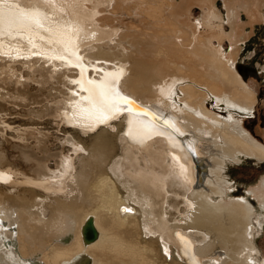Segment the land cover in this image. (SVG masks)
I'll list each match as a JSON object with an SVG mask.
<instances>
[{
	"label": "bare ground",
	"instance_id": "1",
	"mask_svg": "<svg viewBox=\"0 0 264 264\" xmlns=\"http://www.w3.org/2000/svg\"><path fill=\"white\" fill-rule=\"evenodd\" d=\"M23 2L42 6L48 0ZM93 3L88 0L69 18L79 21L84 38L102 40L94 43L95 50L84 51L92 59L108 61L106 67L113 70H101L105 74L100 77L64 68L58 81L65 87L53 91L68 96L57 105H31L29 112L44 118L69 108L66 101L77 98L70 92L76 87L71 78L80 76L73 114L65 112V123L70 125L58 128L69 151L64 152V146L59 151L45 146L36 152L0 136V167H17L34 178L47 179L19 181L0 170V264H77L80 259L82 264H260L263 253L251 239L254 205L249 197L231 198L235 193L228 191L230 184L239 182L228 168L250 157L264 160L263 142L238 118L253 115L257 94L236 62L242 26L248 24L254 31L264 22L262 4L258 1L252 9L249 0H223L224 13L217 0H115L126 15L136 8L142 26L134 25L135 20L124 24L121 12L115 30L93 28L97 33L90 38L85 24L96 16L91 13ZM198 8L201 16L195 20ZM119 18L105 12L98 20L113 28ZM119 28L132 30L118 34ZM32 32L47 33V43L42 44L64 52L58 33ZM83 40L79 38L80 43ZM38 71L45 81L49 71L41 67L23 75ZM90 79L97 84L115 80L132 105H121L116 118L106 123L89 119L84 113L90 107L85 99L89 93L84 89L92 87L87 83ZM6 84L0 85L2 100L17 91L22 97L28 92ZM2 100L0 113H11ZM209 100L225 108L228 117L210 110ZM34 116L25 125L41 124L48 130L58 126L52 119L39 122ZM85 129L93 132L85 136L81 133ZM174 130L183 138L173 137ZM51 157L53 165L47 163ZM30 163L31 167H24ZM259 184L254 190L264 196V176ZM90 225L94 232H88Z\"/></svg>",
	"mask_w": 264,
	"mask_h": 264
},
{
	"label": "rangeland",
	"instance_id": "2",
	"mask_svg": "<svg viewBox=\"0 0 264 264\" xmlns=\"http://www.w3.org/2000/svg\"><path fill=\"white\" fill-rule=\"evenodd\" d=\"M92 1L93 0H91V2ZM96 1H99V4H96L95 3ZM249 1H250L252 9H253V5L259 1L262 4L261 9H262V12L264 13V0H249ZM92 5L95 7V10H93V12L91 11V13L96 14V16L94 17L93 20H91V19L87 20L88 23L85 24V29L87 31H89V29L87 28L88 26H91L92 30H94V31H96L95 29H99V28H109L111 30H113V29L115 30L116 27L121 24V20L118 16L121 12H123L125 14V9H122L120 7H119L120 9H118V5L115 4V0H94V3ZM217 5L225 13V6L223 3V0H217ZM83 6H85V4H83ZM101 9H104L103 10L104 14H105V12H107V14L114 15L115 17L119 18L118 20L115 19L116 20L114 22L115 26L113 28L109 25L102 26L101 23L99 22V20H98L99 16L104 15L102 12H98ZM130 12H131V14H130ZM112 13H115V14H112ZM94 14H93V16H94ZM124 14H123V17L125 16V19L123 20L124 24L133 23L134 22L133 20H135L134 25H139V27L142 26V23H140L142 18L140 17L139 14H137L136 8L130 9L129 11H127L128 15H126V14L124 15ZM87 16H88V18L92 17L91 15L90 16L87 15ZM200 16H201V10L198 8L197 11L195 12L194 19L198 20V18ZM248 20H249V18L247 19L245 17L243 19V22H247ZM116 22H117V24H116ZM93 28H95V29H93ZM130 28H125L124 30L122 28L121 29L119 28V30H121V31H118L117 33L120 34V33L126 32V29H128V31L132 30ZM242 29L243 30H242V35H241L240 41L241 40H243V41L241 42L240 45L237 46L238 58H237L236 62L239 65L240 72L244 75L246 81L250 84L252 90H254L257 94V103H256L257 107H256V110H254L253 115L243 114V115H238V118L240 120H242V123L244 124L245 128L248 131L252 132L253 135L257 139L262 141L264 144V22L259 23L257 25V27H255L254 31H252V27L248 26V24H247V26L246 25L242 26ZM96 33H97V31H96ZM246 33H248L249 35H247V37H244ZM88 37H90V35H88ZM115 37H117V36H115ZM90 38H92V37H90ZM127 39H130V37L128 36ZM97 41L102 42L101 39H98ZM97 41L88 40V42L86 44H90V46H88V48L92 47L90 49L95 50L94 49V43L97 44ZM101 42H99V43H101ZM113 42L115 43V39L113 40ZM85 49H86V47H85ZM225 49L227 51H229L231 49V43L229 41L226 42ZM57 64H61V62H54L53 65H57ZM48 71H49V74L52 71H55L56 73L51 74V75H48V73H47V75L50 77L47 76L45 78L46 82L44 81L43 78H42L43 80L41 79L39 71H38V73H36V75L34 74V75L27 76L28 77L27 81L21 83V85L19 86V90L22 89L23 92L28 91L26 93L28 96H26V94H25L22 97L23 94L20 96L18 91H17L16 94L12 95V98L11 97L10 98L3 97V100H2V98H1L2 96L0 95V101L1 100L4 102L6 101V104L9 107L8 109H10V111H11V113H8L9 115L8 114L4 115L5 114L4 113L3 119H7L6 121L9 124H11V126H13V127L16 125L17 129H20L22 127H25L24 129H29L27 134L24 135L23 136L24 138H22V139H18L16 137H14L15 135H13V132H7V134L4 133L5 134L4 138H6V140H8V141H15V142L17 141V142L24 143L26 146L30 147L32 150H34L36 152H41L42 149L45 148V146L51 147L50 148L51 151L52 150L53 151H59V150L64 149L63 151L67 152V151H69V149H68L69 147L67 146V144L62 145V143H61L62 140L59 139L62 132L58 128H62L64 125H67L68 123H65L63 120H61L60 122L59 121L53 122V125L57 126V124H58L59 127L57 126V128L52 129V130L51 129L48 130L47 128L45 129V127L41 124L25 125V122H27L28 119L30 120V118L31 117L33 118V116H34V115L29 113L31 111V108H34V107H39V108L42 107L43 108L48 103H49V105H53L52 104L53 102L55 103L58 100L63 99V97L64 98L67 97V95H61L63 93H59V92L57 93L58 95L54 94L55 91H53L54 87H57V86H58V88H64L65 87L63 85V83H59V81H58V78L61 76L60 74H61V72L64 71V69L56 71V70L52 69L51 67H49ZM32 72L33 71H31V73ZM64 79L65 78H63V80ZM47 80H49V81H47ZM10 84L11 83L8 82L5 85V87L11 88L13 85L12 84L10 85ZM40 86L41 87L43 86V87L40 88ZM41 89H42V91H40ZM34 93H36V94H34ZM33 94H34V96H33ZM37 94H40V96L39 95L37 96ZM16 95L18 96V98H16ZM32 96L35 98H33ZM41 96H43V101H42ZM51 96H52V98H51ZM54 96H56V98ZM59 96H60V98H59ZM31 97L33 100L36 99L37 102L35 100L33 101L32 99H30ZM40 97H41V99H40ZM53 97H54V99H53ZM5 98L7 100H4ZM19 98L20 99L22 98L21 104L23 105V103H24L23 106L20 104V101L17 102V100H19ZM27 98H29L30 100L25 101ZM49 98H50V100H49ZM11 99L14 100L13 103H9V102H12ZM38 100H39V102H38ZM7 101H9V102H7ZM14 102H16V103H14ZM28 102H29V105H27ZM30 103H32V104H30ZM39 103H41V104H39ZM37 104L41 105V106H37ZM207 104H208V108L210 110H213L215 113L219 114L223 118L228 117L229 113L227 112V110L225 108L217 107L214 100L213 101L209 100ZM19 105H21V106H19ZM25 105H27V106H25ZM31 105L32 106L34 105V107H32ZM6 111H7V109H6ZM50 114H47L46 116H44L45 119L43 117H37V116L36 117L34 116V119L38 120L39 122H44L45 120H47V118L50 119L49 118ZM1 115H2V113H0V117H1ZM38 118H40V119H38ZM61 125H62V127H61ZM68 125H70V124H68ZM18 126H20V127L18 128ZM233 128L234 127H232V129ZM41 129H44V130H41ZM56 129H58V131ZM85 130L87 132L86 131L81 132L85 136H86V134L93 132V130H91V129H85ZM27 140H29V141H27ZM46 141H47V143H46ZM44 142L46 144H44V146H43ZM62 146H64L63 149H62ZM37 147L40 149H38ZM15 155L16 154H14L12 156L15 157ZM53 159H54V157L49 158L47 160V163L49 165H53V163H54ZM16 162L18 163L19 160L16 159ZM31 166H32V163H30L29 165H25L24 167L27 168V167H31ZM49 168L52 169L51 166H49ZM228 170L236 178L235 180H237V182H239V183H236L234 185L230 184V188L228 189V191L231 193V195H232V193H235V195H233V197H231V198L236 199V198L249 197V199L252 201V203L254 205L255 212L253 213V211H252V217H253L252 221H253V227L254 228L251 230V233H252L251 239H252V242L255 243L256 246H259L261 248L260 249L258 247V249L263 253V256L259 262H260V264H264V224H263V222H264V203H262V201L264 200L262 198L264 196H261L260 193H256L254 190L257 187H261L259 183H260V180L262 179V177L264 176V160L259 162V161H256L255 159L250 157L248 159V161L246 160L242 163H231ZM238 190H240L241 192L238 193ZM250 190H253V191L250 192ZM170 193L171 192H169L168 195L174 196L172 193L171 194ZM231 198H228V200ZM87 230H88V232L89 231L94 232V228L91 225L88 227ZM254 254L259 259L258 254L256 252H254ZM83 262H84V260L80 259L77 262V264L78 263L82 264Z\"/></svg>",
	"mask_w": 264,
	"mask_h": 264
},
{
	"label": "snow or ice",
	"instance_id": "3",
	"mask_svg": "<svg viewBox=\"0 0 264 264\" xmlns=\"http://www.w3.org/2000/svg\"><path fill=\"white\" fill-rule=\"evenodd\" d=\"M87 2L88 0H49L47 5L25 6L23 0H0V47L3 46L2 41L5 36L15 38L24 32L31 33L35 29H44L48 33H58L62 37L60 42L64 45L63 51L73 50V54H75V50L78 49L76 41L80 38L81 28L78 20L69 17L78 14V10L82 9L83 4ZM53 4H59L61 10L66 11L67 15H60ZM46 22L49 27H45ZM40 39H44V37L41 36ZM55 42L57 41L49 40V43ZM29 43H32L31 38H29ZM0 55H5V53L0 52ZM54 58L64 59V56L57 55ZM77 59L82 58L77 57ZM72 83L80 84L81 82L72 81ZM87 83L92 85V87L84 89L89 93L85 99L89 101L90 107L84 109V113L89 119L95 118L100 123H106L108 120L116 118V114L121 111V105H132L133 103L120 93L115 80L105 79L99 84L89 80ZM127 110L131 112V107ZM131 124L130 120L129 125Z\"/></svg>",
	"mask_w": 264,
	"mask_h": 264
}]
</instances>
